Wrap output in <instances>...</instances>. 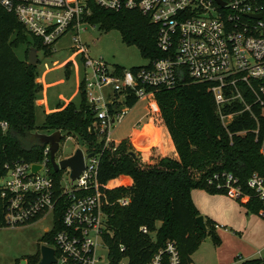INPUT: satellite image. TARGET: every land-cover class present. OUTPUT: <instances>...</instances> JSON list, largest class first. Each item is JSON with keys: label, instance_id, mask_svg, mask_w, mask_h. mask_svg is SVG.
Masks as SVG:
<instances>
[{"label": "built area", "instance_id": "built-area-1", "mask_svg": "<svg viewBox=\"0 0 264 264\" xmlns=\"http://www.w3.org/2000/svg\"><path fill=\"white\" fill-rule=\"evenodd\" d=\"M220 1L0 0V6L15 16L25 33L52 52L60 37L72 33L73 55H81L84 68L82 93L94 115L92 127L103 141L100 151L81 149L84 166L74 180L69 168L55 171L59 173L55 177L49 161V144H43L40 162L15 160L4 164L0 176L4 221L9 227H16L50 213L52 226L45 232L51 235L43 244L54 250L56 262L52 264H136L124 244L118 245L120 258L109 254L105 236L112 237V231L107 225L105 208L110 202L97 181L102 152L114 144L111 128L128 114L130 98L145 100L149 105L159 90L202 83L209 86L220 121L233 120L241 112L250 113L255 121L264 118V0ZM93 7L137 10L147 17L156 27L159 56L147 57V64L129 69L110 66L101 57H89L79 32L90 24ZM257 14L260 17L252 16ZM235 102L242 105L240 110L223 112L226 105ZM1 126L4 128L5 123ZM59 131L60 141L77 140ZM259 151L264 155V135ZM34 164L40 165L36 172L31 170ZM217 186L230 197L248 200V194L232 175ZM247 188L262 201L260 212L264 215V180L252 174ZM119 203L127 205L128 198H120ZM57 222L60 228L56 230ZM139 230L154 239L155 233L145 226ZM142 264L195 263L185 262L176 241L167 240Z\"/></svg>", "mask_w": 264, "mask_h": 264}, {"label": "trees", "instance_id": "trees-1", "mask_svg": "<svg viewBox=\"0 0 264 264\" xmlns=\"http://www.w3.org/2000/svg\"><path fill=\"white\" fill-rule=\"evenodd\" d=\"M105 31L116 29L126 44H135L145 57L159 56L155 43L156 27L137 10L109 11L93 7L89 19ZM30 36V35H29ZM28 34L12 13L0 6V176L4 164L15 160L37 163L42 160L43 143L36 133L62 130L86 145L87 150L100 151L103 145L96 132H91L94 115L83 95L79 107L69 102L45 114L44 123L35 121L36 91L41 83L35 66L27 59L20 60L13 51L18 41H26L29 48H45L37 38L27 41ZM67 67V65H66ZM137 102L130 98L129 107ZM149 119L155 109L164 124V142L155 143L154 131L149 129L148 140L133 138V133L117 145L103 150L97 176L98 186L106 190L109 205L108 228L112 237L105 236L109 254L120 258L118 245L124 244L133 263L142 264L167 240H175L185 262L192 261L191 254L208 233L196 224L197 212L189 202L191 188H205L210 192L226 193L218 184L227 175L237 179V184L248 194L241 202L250 212L260 213L262 201L247 188V180L257 174L264 180V155L259 151L264 135V118L255 121L248 112L236 115L224 125L216 114L209 86L186 83L169 90H159L152 101ZM235 102L226 105L224 113L240 110ZM257 112V108L253 107ZM5 123V127L1 126ZM165 130V131H164ZM134 131H139L136 127ZM160 131V130H159ZM160 133V132H159ZM140 149L132 151L129 144ZM172 145V149H171ZM140 146V147H139ZM55 177L59 173L53 172ZM122 175L129 183L116 182ZM126 196L128 204L121 206L115 198ZM58 214V213H57ZM261 214V213H260ZM262 215V214H261ZM264 218V215H262ZM37 216L25 224L39 220ZM59 222L54 229H59ZM154 232V239L143 234L139 227ZM9 227L4 221V202L0 198V229ZM51 233L44 232L43 242ZM28 264L39 261V250L25 256ZM242 264H264L263 259L243 260Z\"/></svg>", "mask_w": 264, "mask_h": 264}, {"label": "rangeland", "instance_id": "rangeland-1", "mask_svg": "<svg viewBox=\"0 0 264 264\" xmlns=\"http://www.w3.org/2000/svg\"><path fill=\"white\" fill-rule=\"evenodd\" d=\"M84 27L86 29L80 31L79 36L89 57H101L108 65L125 69L147 64L148 59L138 46L124 43L118 30L105 31L98 24L91 23ZM71 35L68 32L60 37L52 46L53 52L49 48L36 51V82L42 85L36 91L35 121L38 126L44 123L45 114L58 106L71 102L79 107L83 102L81 83L84 68L81 55H73ZM27 41L32 42L31 36L28 35ZM30 49L24 40L13 46L20 60L28 57ZM152 109V102L148 105L145 100L137 101L124 119L111 128L110 138L113 143L117 145L132 133L133 138L139 137L144 143L148 140V130L152 129L156 136L155 143L159 147L165 143V147L167 142H164V124L160 113L155 109L153 117L148 120L149 110ZM230 121L227 119L222 123L228 125ZM136 127L139 131L133 132ZM97 138L100 140V136ZM128 142L133 143V146L129 144L132 151L137 153L140 150L134 146L133 141ZM140 146L146 147L145 143ZM77 148L87 150L86 145L80 141L62 139L55 160L72 155ZM128 179V176L122 175L116 182L129 183ZM124 197L115 198L113 202L120 205L119 199ZM188 197L197 217H203L208 231L191 254L195 264H242L243 260L248 259L264 260V218L261 212H250L227 193L210 192L205 188H191ZM51 226L52 215L47 213L28 225L1 228L0 264H20L25 256L35 253L43 244L44 232L51 229Z\"/></svg>", "mask_w": 264, "mask_h": 264}, {"label": "water", "instance_id": "water-1", "mask_svg": "<svg viewBox=\"0 0 264 264\" xmlns=\"http://www.w3.org/2000/svg\"><path fill=\"white\" fill-rule=\"evenodd\" d=\"M221 3L220 0H217ZM255 17H260V14L252 15ZM38 62V56L36 49L32 48L29 50L27 63L29 65H36ZM91 132H94L93 127L90 128ZM36 136L41 140V142L45 144H49V161L54 169V171L64 170L69 168L70 169V177L72 180L78 177L80 172L83 169V153L81 148L75 149L72 155L63 158L59 161L55 160V154L57 153L59 141L61 139V133L59 130H56L50 134L45 133H36ZM89 157L92 156V153L88 154ZM40 169V165L34 164L31 167L33 172H36ZM197 226L202 230L206 231L205 224L203 222V217L198 216L195 219ZM56 262V258L54 256V250L51 247L42 244L39 246V261L36 264H52ZM20 264H26V260H21Z\"/></svg>", "mask_w": 264, "mask_h": 264}, {"label": "crops", "instance_id": "crops-1", "mask_svg": "<svg viewBox=\"0 0 264 264\" xmlns=\"http://www.w3.org/2000/svg\"><path fill=\"white\" fill-rule=\"evenodd\" d=\"M41 101V100H40ZM66 105V104H65ZM64 106V105H63ZM55 110H57V108L56 109H53V110H51L50 112H52V111H55ZM48 113V112H47ZM155 135V134H154ZM171 149H172V145H171ZM39 249V248H38Z\"/></svg>", "mask_w": 264, "mask_h": 264}, {"label": "flooded vegetation", "instance_id": "flooded-vegetation-1", "mask_svg": "<svg viewBox=\"0 0 264 264\" xmlns=\"http://www.w3.org/2000/svg\"><path fill=\"white\" fill-rule=\"evenodd\" d=\"M39 250V249H38Z\"/></svg>", "mask_w": 264, "mask_h": 264}]
</instances>
